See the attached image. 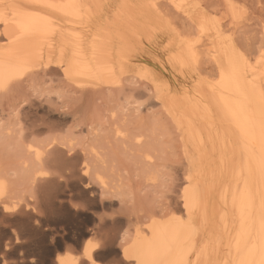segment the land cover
<instances>
[{
    "label": "bare ground",
    "instance_id": "1",
    "mask_svg": "<svg viewBox=\"0 0 264 264\" xmlns=\"http://www.w3.org/2000/svg\"><path fill=\"white\" fill-rule=\"evenodd\" d=\"M207 4L0 0V264H103L112 243L117 264H264V48L242 46L235 1ZM55 82L57 99L34 98ZM50 104L58 121L28 126ZM174 138L168 206L105 213ZM81 211L91 227L77 234Z\"/></svg>",
    "mask_w": 264,
    "mask_h": 264
},
{
    "label": "rangeland",
    "instance_id": "2",
    "mask_svg": "<svg viewBox=\"0 0 264 264\" xmlns=\"http://www.w3.org/2000/svg\"><path fill=\"white\" fill-rule=\"evenodd\" d=\"M207 1H208L207 6L215 7V8H218L219 10L222 9L220 11L221 14L226 11L225 0H207ZM233 1L236 2L237 7L239 8L241 17H244L247 19V21H246V19L243 20V22L241 23L242 25L240 24L241 26L239 25V28L237 30V37H238L239 41L242 43V46L246 49V51L248 53H250V55L252 57H254V56H256V54L260 50H262L264 48V39H263V32H262L263 26H264V0H233ZM184 30L189 32V33L194 32V29L189 27L188 24H186V25L184 24ZM194 35H195V33L192 34V36H194ZM156 48H154V53L156 52V54L160 58L163 59L164 54L161 51V43L157 44ZM200 64H201L200 66L203 69H206V75L207 76L212 74L211 71H213V73H214V68L209 63V60L206 58L205 55L202 56ZM169 73H170L169 76L173 80L176 79L178 81H181L180 77L176 74V72L170 71ZM133 81L131 80L128 82V84L130 83V86H132V87H134L133 84H135V83H133ZM131 82H132V84H131ZM57 83L58 82H55V85L51 84L50 87L48 85L49 83H47L46 85H42L39 89L40 91L38 90L39 93L34 92L35 93L34 98L36 97L37 94L42 93L43 95H49L53 99H57L58 95L61 93V91L59 89L61 86L59 87L58 86L59 83L58 84ZM136 84H138V83L136 82ZM41 90H42V92H41ZM143 92H144L143 94L140 93V95L137 96L140 100H143V98L145 100L147 98V94L145 93L144 90H143ZM31 94H32V92H31ZM37 96H39V95H37ZM50 108H51V110H50ZM50 108L48 110V113H47V110H44L40 107H33L34 110H30V111L27 110L24 115L26 116V118L28 117L27 118L28 119L27 121H29L28 126L32 125L33 123H39V122L41 123V121L43 122V120H45L44 121L45 124H52L53 122L56 123V121H58L57 111L55 110L56 106L54 104H52V105L50 104ZM50 111L52 113L53 112L54 113L52 114ZM43 112H45V114ZM35 113H36V115H35ZM46 113L48 114V116L46 115ZM144 113L146 114V116L148 115L146 112H144ZM148 113L150 114V116H152L154 114L152 117L159 115L156 110H155V112H154V110H152L151 113H150V111ZM155 113H157V114H155ZM49 114H50V116H49ZM145 114H144V116H145ZM166 129H168L169 132L173 133V131L170 130L171 126H170V129H169V126ZM83 136H84V134L76 135V137L78 139H82ZM167 144L170 146V148H168L167 153L161 154V158H159L158 165H156V168L150 167V169L147 170L146 168L142 169L143 167L141 166L140 168L137 167L136 169H134V171L132 172V175H133V177H132V180H133L132 181V184H133L132 190L133 191H131V193H129L127 195V197H125V200L127 202L124 200V203L123 202L121 203L119 201V198H117L115 196L109 197V198H107V200H111V201L108 204H106V206H105L106 212L104 211L105 213H107V214L118 213L120 211V213L122 214L125 212L128 213V210H129V213L130 212L133 213L134 211H136L134 213H138V212H141L142 210H146V209H147L146 211H150V209H152V210L155 209V210L159 211V210H163L164 208H166L168 206V204L166 203L167 200H165V198H166V195H168V194H170V195L174 194V193H172L174 190V188H172V187L175 186L174 182H176L175 181L176 180L175 166L177 165V161H178V152H177L178 148L176 145L175 138L170 140ZM153 168H155V169L153 170ZM140 170H141V172H140ZM153 174L157 177V181L152 186L148 183L147 178L149 177V175H153ZM74 193H75V191H74ZM130 194H131V196H129ZM172 197L174 198L175 195L174 196L172 195ZM83 199H84V197L76 195V197H73V202L77 205H80L81 203H84ZM171 202H174V200H171ZM150 205H151V207H150ZM88 214L89 213H86L85 211H81L78 214V216H77V234H79L82 231L88 230L89 227H91V223L89 221L90 216ZM0 221H1V217H0ZM16 223L17 222H14V224H16ZM16 226L19 227L18 223ZM5 229H6L5 230L6 233L3 232L2 239L6 238L7 236L11 238L12 237L11 232H10L11 228L6 226ZM107 229H110V227L109 228L107 227ZM85 238L89 239V241H93V239L89 236H85ZM34 251L37 254L38 251L37 250H34ZM118 251H119L118 247H117V245H115V243L105 245L100 250V256L101 257L99 256V258H98L99 262H101L103 264L104 263H106V264H117L116 260H118L119 257L121 258V252L120 251L118 252Z\"/></svg>",
    "mask_w": 264,
    "mask_h": 264
},
{
    "label": "snow or ice",
    "instance_id": "3",
    "mask_svg": "<svg viewBox=\"0 0 264 264\" xmlns=\"http://www.w3.org/2000/svg\"><path fill=\"white\" fill-rule=\"evenodd\" d=\"M21 75H22V74H21ZM6 87H7V84H6L5 82H3V81H0V91L5 90Z\"/></svg>",
    "mask_w": 264,
    "mask_h": 264
}]
</instances>
